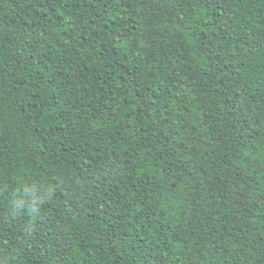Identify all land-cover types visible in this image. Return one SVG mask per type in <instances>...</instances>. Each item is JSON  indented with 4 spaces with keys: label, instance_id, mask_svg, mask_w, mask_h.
<instances>
[{
    "label": "trees",
    "instance_id": "16d2710c",
    "mask_svg": "<svg viewBox=\"0 0 264 264\" xmlns=\"http://www.w3.org/2000/svg\"><path fill=\"white\" fill-rule=\"evenodd\" d=\"M0 264H264V0H0Z\"/></svg>",
    "mask_w": 264,
    "mask_h": 264
}]
</instances>
